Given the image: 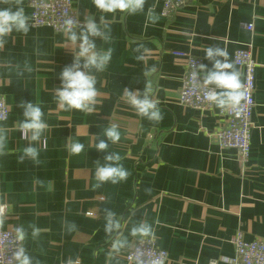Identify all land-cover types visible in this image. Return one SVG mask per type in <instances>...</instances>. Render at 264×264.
I'll list each match as a JSON object with an SVG mask.
<instances>
[{
    "label": "crops",
    "instance_id": "obj_1",
    "mask_svg": "<svg viewBox=\"0 0 264 264\" xmlns=\"http://www.w3.org/2000/svg\"><path fill=\"white\" fill-rule=\"evenodd\" d=\"M163 1L144 0L143 10L130 15L101 13L92 0H73L77 33L86 17L110 29L108 41L94 38L98 48L112 49V58L103 71L92 70L97 103L86 113L62 109L56 100L59 74L75 51L63 31L33 25L29 0H0V8L22 6L30 26L26 34H10L0 53V94L10 107L0 123L6 142L0 147V201L8 207L2 227L40 228L37 238L23 242L34 264H138L128 262L126 252L140 239L168 252L164 264H236L238 231L248 241L264 239V0H193L168 16L162 15ZM209 46L227 51L240 81L245 69L234 63L235 51L247 48L257 62L246 161L219 145L214 133L227 123L219 108L200 110L180 101L186 58L174 51L211 68L204 56ZM146 82L159 101L158 123L138 116L125 95L126 89L142 91ZM27 102L40 105L48 125L46 147L34 144L38 162L20 159L28 145L18 130ZM113 124L121 139L109 142L107 151L120 155L128 177L97 186L95 165L104 163L106 152L95 144ZM73 141L85 145L78 155L66 150ZM104 209L116 213L118 232H105ZM138 222L150 224L153 236H131ZM121 237L126 245L113 252L111 242Z\"/></svg>",
    "mask_w": 264,
    "mask_h": 264
},
{
    "label": "clouds",
    "instance_id": "obj_2",
    "mask_svg": "<svg viewBox=\"0 0 264 264\" xmlns=\"http://www.w3.org/2000/svg\"><path fill=\"white\" fill-rule=\"evenodd\" d=\"M94 7L101 13L127 12L136 14L143 10L144 0H92ZM100 20H103L101 15ZM29 17L26 15L22 6L17 5L15 9L0 8V46L6 43V38L13 32L26 34L29 31ZM79 25L71 17L63 20V33L67 41L75 48L73 61L66 65L60 72V86L55 89V96L58 105L65 110H79L86 113L94 111L97 103V80L92 70L96 72L103 71L112 58V49H100L97 47L94 38L108 41L110 29L108 25H103L93 17L84 19L83 27L77 29ZM205 59L212 62L211 68L201 64L198 66V72L192 74L193 80H198L209 90L204 94V99L219 109L236 108L244 98L241 91L240 73L228 60V53L220 47H205ZM222 58V59H220ZM143 60V57H137ZM153 71L149 68L144 71V76L148 77ZM152 87L150 82H146L143 90L135 92L126 89L128 103L140 117L147 118L153 122H159L163 119L159 101L151 97ZM23 108V119L19 123L18 130L21 138L28 141V145L22 149L21 160L28 157L38 162L39 150L34 146L35 142L40 141L41 147H46V142L42 140V134L48 125L43 119V112L38 103L27 102L21 105ZM104 139H99L95 144V149L106 152L104 163L99 162L95 165V180L97 186L105 182L117 184L125 181L128 177V171L120 163L121 157L118 153L107 151L109 142L117 143L121 139V132L113 124L105 127L103 132ZM3 130H0V147H5ZM85 148L83 143L73 141L66 145V150L72 155L80 154ZM4 209L0 207V213ZM104 230L107 234L118 232L121 223L116 213L110 209H104ZM30 228V233H29ZM75 228L74 224H67L68 231ZM40 234V228L30 224L26 228L24 224L14 227L16 248L12 253V260L15 264H34L33 257L29 255L24 246V241L31 236L35 239ZM130 235L133 237H152L153 231L147 222L134 223L130 228ZM127 243L126 239L121 237L111 242L113 252H119ZM68 264H73L69 261Z\"/></svg>",
    "mask_w": 264,
    "mask_h": 264
},
{
    "label": "built area",
    "instance_id": "obj_3",
    "mask_svg": "<svg viewBox=\"0 0 264 264\" xmlns=\"http://www.w3.org/2000/svg\"><path fill=\"white\" fill-rule=\"evenodd\" d=\"M191 1L193 0H164L162 15L168 16ZM29 5L32 10L31 21L35 26H48L55 31H63V20L68 17L79 24L73 0H29ZM2 50L3 46H0V53ZM174 54L186 58V68L179 93L181 103L200 110L212 108L213 105L204 99V94L209 89L200 83L202 80L199 81V77L198 80H193L192 76L194 72H198V66L203 63L202 59L184 51H174ZM233 60L245 69L244 78L240 81L244 98L236 108L219 109L226 117L227 123L214 135L221 147L236 149L242 160L246 161L251 152V134L254 128L257 62L247 48H238ZM9 115L10 107L4 96L0 94V123L6 121ZM0 207L4 209L3 213H0V264H15L11 258L17 246L14 229L2 227L8 207L1 201ZM234 243L236 264H264V239L248 241L243 233L238 231L234 236ZM167 258L168 252L160 248L152 239H140L126 252V259L130 263L164 264Z\"/></svg>",
    "mask_w": 264,
    "mask_h": 264
}]
</instances>
